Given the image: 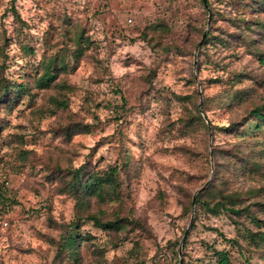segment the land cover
Segmentation results:
<instances>
[{"label":"rangeland","instance_id":"1","mask_svg":"<svg viewBox=\"0 0 264 264\" xmlns=\"http://www.w3.org/2000/svg\"><path fill=\"white\" fill-rule=\"evenodd\" d=\"M206 2L0 0V73L31 85L0 108V192L8 198L0 264H215L213 249L225 248L235 264H264L243 237L259 229L254 217L264 219L256 205L264 203V127L250 119L224 130L264 101V62L234 38L232 22L264 12L251 0ZM258 45L264 50V39ZM55 55L68 69L39 88L34 79ZM197 112L204 123L185 126ZM84 123L90 133L61 130ZM84 164L99 174L118 165L121 199L93 196L78 209L59 169ZM208 181L197 196L232 194L235 208L250 210L214 214L193 204ZM92 214L125 226L102 230ZM70 232L82 236L73 249L64 242ZM223 237L239 239L242 251Z\"/></svg>","mask_w":264,"mask_h":264},{"label":"trees","instance_id":"2","mask_svg":"<svg viewBox=\"0 0 264 264\" xmlns=\"http://www.w3.org/2000/svg\"><path fill=\"white\" fill-rule=\"evenodd\" d=\"M251 2L257 5L258 11L264 12V0H251ZM15 15H17L18 19H20V16L16 13V11ZM238 18L239 17H237V19H232L233 24L239 29V33H236L234 38L243 43L250 51L256 53L257 58L264 62V50H262V48L258 45V43L264 39V35H262V39H257L254 37L256 34L263 32L264 19L260 17L252 20H247L244 17H241V19ZM215 37L218 38L219 36ZM207 40H209V36L206 38L203 44H205ZM81 43L82 41L79 39V48L82 46ZM78 54L79 53H75L76 56ZM66 69H68V64L62 55L53 56L44 63L43 69H41V72H39L40 74L38 78L34 79L36 86L43 89L50 87V85L56 80L58 72ZM30 89L31 85L29 81L17 83L16 81H11L9 78L5 77V75L3 76V74L0 73V108H7L13 105L24 95L30 94ZM243 94L244 93L240 92L236 94L235 98H242ZM53 100L57 108H68V102L66 100L58 98H53ZM194 118L203 122L200 112H197V115H191L187 118L185 126L191 124ZM250 119L256 120L257 129L261 130L264 127V101L261 104H256L251 109H249L248 115L242 123L232 122L228 126L224 127V130L229 132L237 131L239 126H243ZM61 130L64 131L68 136H71V134H74V131L79 133H90L91 126L85 123L81 125L69 124L65 127H62ZM59 172V176L61 179L63 178L64 187L66 188H62V192H69L77 199L78 209H84V206L90 205V198L93 196L98 197L103 201H114L121 199V192L119 189L121 169L118 167V165H110L108 169H106L102 174H99L97 171L88 170L86 164L78 168H60ZM211 194L213 193H210V190L201 192L196 197L195 203L197 205H201L205 210L214 214L220 213L221 210H227L235 215H240L243 211L250 210L247 206L241 209L235 208L237 198L235 195H222L220 198H218L220 200L215 201L216 199H213L214 195L210 197L211 199L206 198V196L209 197ZM7 203L8 198L6 197L5 193L0 192V205L3 209V213L6 211L5 209ZM256 205L264 211L263 202H257ZM190 207V205L184 204V211H190ZM86 218L92 220L96 227L105 231H119L125 226L121 218L104 221L96 214L89 215ZM253 221L258 225L259 229L257 231L246 230V233L243 235V237L245 238L249 247H252L253 250L261 252V257L264 259V219L259 220L257 217H254ZM223 239L229 244L230 248L236 247L242 251L243 246L239 239L226 237H223ZM81 240L82 236L70 232L65 236L64 242L65 246L73 249L77 244L80 243ZM213 252L215 256V264H235L232 260L230 250L226 248L222 250L213 249ZM251 260L252 258L249 257L245 261L248 264H252Z\"/></svg>","mask_w":264,"mask_h":264},{"label":"water","instance_id":"3","mask_svg":"<svg viewBox=\"0 0 264 264\" xmlns=\"http://www.w3.org/2000/svg\"><path fill=\"white\" fill-rule=\"evenodd\" d=\"M204 4H205V6L208 8V4H207L206 0H204ZM210 21H211V14L209 15V21H208V24H210ZM207 33H208V30L205 31V33H204V35H203V38H202L201 42L199 43L198 47H200V45L202 44L203 40H204L205 37L207 36ZM195 62H196V60H195ZM209 183H210V181H208V182H207L202 188H200L199 190H197V191L195 192V194H194V196H193V204L195 203V200H196V196H197V194H198L200 191L204 190V189L209 185ZM188 230H189V229H188ZM188 230L186 231L183 240H184L185 237L187 236ZM182 242H183V241H182ZM181 244H182V243H181Z\"/></svg>","mask_w":264,"mask_h":264},{"label":"built area","instance_id":"4","mask_svg":"<svg viewBox=\"0 0 264 264\" xmlns=\"http://www.w3.org/2000/svg\"><path fill=\"white\" fill-rule=\"evenodd\" d=\"M3 216V209H2V207H1V205H0V217H2ZM2 225L4 226V227H7L8 226V222H7V220H3L2 221Z\"/></svg>","mask_w":264,"mask_h":264}]
</instances>
